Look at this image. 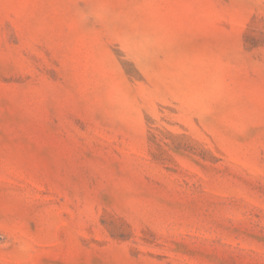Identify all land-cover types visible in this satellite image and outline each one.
Masks as SVG:
<instances>
[{"label":"rangeland","instance_id":"1","mask_svg":"<svg viewBox=\"0 0 264 264\" xmlns=\"http://www.w3.org/2000/svg\"><path fill=\"white\" fill-rule=\"evenodd\" d=\"M0 264H264V0H0Z\"/></svg>","mask_w":264,"mask_h":264}]
</instances>
